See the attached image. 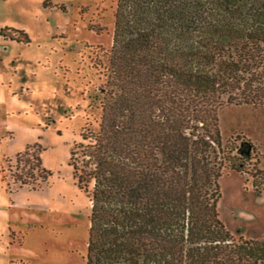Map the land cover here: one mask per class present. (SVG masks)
<instances>
[{"label":"trees","instance_id":"16d2710c","mask_svg":"<svg viewBox=\"0 0 264 264\" xmlns=\"http://www.w3.org/2000/svg\"><path fill=\"white\" fill-rule=\"evenodd\" d=\"M105 61L97 128L67 157L84 264H264V236L234 238L216 209L221 168L252 151L221 143L217 111L264 104V0H115ZM15 164L22 183L39 166L26 150Z\"/></svg>","mask_w":264,"mask_h":264},{"label":"rangeland","instance_id":"374dc122","mask_svg":"<svg viewBox=\"0 0 264 264\" xmlns=\"http://www.w3.org/2000/svg\"><path fill=\"white\" fill-rule=\"evenodd\" d=\"M114 5L0 0V28L28 39L0 37V264H84L89 205L67 157L81 131L97 128ZM216 117L227 149L252 148L242 172L221 168L218 218L234 238L261 239L264 104H226ZM24 150L39 162L26 183L18 176L26 167L15 164Z\"/></svg>","mask_w":264,"mask_h":264}]
</instances>
